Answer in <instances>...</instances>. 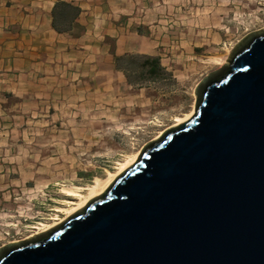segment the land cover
<instances>
[{
    "label": "water",
    "instance_id": "95a60500",
    "mask_svg": "<svg viewBox=\"0 0 264 264\" xmlns=\"http://www.w3.org/2000/svg\"><path fill=\"white\" fill-rule=\"evenodd\" d=\"M194 88L195 110L0 264H264V29Z\"/></svg>",
    "mask_w": 264,
    "mask_h": 264
},
{
    "label": "rangeland",
    "instance_id": "374dc122",
    "mask_svg": "<svg viewBox=\"0 0 264 264\" xmlns=\"http://www.w3.org/2000/svg\"><path fill=\"white\" fill-rule=\"evenodd\" d=\"M110 2L112 23L121 28L106 39L114 65L117 48L123 68L154 48L165 76L148 86L116 65L117 72L103 74L104 57L96 54L94 71L80 68L73 90L62 86L42 105L0 92V248L37 235L54 215L62 219L55 209L64 207L66 187L105 178L173 127L191 111L200 79L222 67L214 59L228 58L241 39L264 29V0Z\"/></svg>",
    "mask_w": 264,
    "mask_h": 264
},
{
    "label": "crops",
    "instance_id": "0c3cea01",
    "mask_svg": "<svg viewBox=\"0 0 264 264\" xmlns=\"http://www.w3.org/2000/svg\"><path fill=\"white\" fill-rule=\"evenodd\" d=\"M59 3L78 9L64 32L53 26V10ZM110 7V0H0V92L22 94L24 106L42 105L54 99L62 86L73 90L80 68L85 74L90 68L94 71L96 54L104 57L99 63L103 74L117 72L106 39L116 37L121 28L120 23H112ZM117 49L115 56L120 55ZM144 55L164 66L154 48ZM106 84L111 86V80Z\"/></svg>",
    "mask_w": 264,
    "mask_h": 264
},
{
    "label": "bare ground",
    "instance_id": "6f19581e",
    "mask_svg": "<svg viewBox=\"0 0 264 264\" xmlns=\"http://www.w3.org/2000/svg\"><path fill=\"white\" fill-rule=\"evenodd\" d=\"M227 60V53L224 56H219L214 59L215 62H217L220 66H224L225 62ZM195 110V103L191 109V111L182 117H175L174 118V126H177L179 124H182L189 120L191 116L193 115ZM163 132H159L158 137L161 136ZM157 137V138H158ZM139 153H135L132 156L126 158L124 161L117 163V168L115 172H107V176L105 178H95L94 182L92 185L86 187V188H81L77 186H71V187H66L64 189V194L65 196L68 197V199L64 200V207H58L55 209L56 213H61V215H64V217L58 218V215H54L52 217L53 224H44L41 223L39 224L35 230V234H39L42 232H45L58 224L62 223L63 221L66 220L69 216L74 214L75 212L79 211L82 209L90 200L97 198L101 196L104 191L107 189L108 185L116 178L118 177L122 172H124L126 169L131 167ZM85 191V193H82Z\"/></svg>",
    "mask_w": 264,
    "mask_h": 264
},
{
    "label": "trees",
    "instance_id": "16d2710c",
    "mask_svg": "<svg viewBox=\"0 0 264 264\" xmlns=\"http://www.w3.org/2000/svg\"><path fill=\"white\" fill-rule=\"evenodd\" d=\"M78 14V9L65 3H59L53 10V26L58 32L67 30L68 24L75 19ZM135 59L136 63L129 62L126 68L121 67V62L125 57H115V65L117 68L122 69L126 74L127 70L135 74L137 77L136 82H157L164 76L165 72L160 62L155 57L141 56ZM128 67V69H127ZM128 79V76H127ZM132 81L129 80V83Z\"/></svg>",
    "mask_w": 264,
    "mask_h": 264
}]
</instances>
